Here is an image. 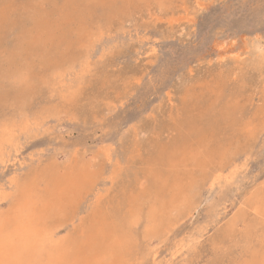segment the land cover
Masks as SVG:
<instances>
[{
    "label": "rangeland",
    "instance_id": "1",
    "mask_svg": "<svg viewBox=\"0 0 264 264\" xmlns=\"http://www.w3.org/2000/svg\"><path fill=\"white\" fill-rule=\"evenodd\" d=\"M0 16L1 72L31 74L0 98V234H50L32 264H264V0Z\"/></svg>",
    "mask_w": 264,
    "mask_h": 264
},
{
    "label": "bare ground",
    "instance_id": "2",
    "mask_svg": "<svg viewBox=\"0 0 264 264\" xmlns=\"http://www.w3.org/2000/svg\"><path fill=\"white\" fill-rule=\"evenodd\" d=\"M6 1V0H4ZM119 0H117L118 2ZM105 2V1H104ZM107 2V0H106ZM4 3V2H2ZM116 3V1H115ZM127 3V2H126ZM4 5V4H3ZM114 5V4H113ZM124 5V4H123ZM112 6V5H110ZM116 6V5H114ZM112 7L116 9V7ZM121 6V5H120ZM122 10V9H121ZM125 10V9H124ZM164 11V10H163ZM65 13V12H64ZM58 15V14H57ZM85 16V15H84ZM81 18V17H80ZM86 18V17H85ZM6 20V18L0 16V20ZM76 20V19H75ZM87 21V20H86ZM64 22V21H63ZM49 23V22H48ZM61 26V25H60ZM163 26V25H162ZM67 27V25H66ZM41 28V27H40ZM90 33V32H89ZM85 38V37H84ZM81 40V39H80ZM73 44V43H72ZM75 45V44H74ZM8 51V50H7ZM73 51V50H72ZM65 55V54H64ZM18 56V55H17ZM55 56V55H54ZM15 59V58H14ZM1 61V60H0ZM18 61V60H17ZM16 62V60H15ZM19 62V61H18ZM17 63V62H16ZM53 64V63H52ZM0 69V98L6 97L7 94L17 93L23 91L24 82L26 79L31 76V74H24L21 69L16 68L14 71L11 69L8 71L1 72ZM38 73V72H37ZM26 75V76H25ZM102 76V75H101ZM19 82V83H18ZM132 82V81H131ZM14 83V84H13ZM18 85V86H17ZM31 85V84H30ZM133 87V86H132ZM103 93V92H102ZM187 100V99H186ZM241 102V101H239ZM262 108V107H261ZM260 118V117H259ZM208 129V128H207ZM97 183V182H96ZM79 198V197H78ZM33 212V211H32ZM131 212V211H130ZM29 222V221H27ZM26 222V223H27ZM19 223V222H18ZM16 223V224H18ZM30 223V222H29ZM28 223V224H29ZM20 224V223H19ZM25 224V223H24ZM24 226L21 223V227L17 225L14 232L7 234H0V264H24L26 261L27 264H32L36 260L32 259L31 254L35 253L34 249L40 246L41 250L45 243H48L51 239V235L45 234L39 230L30 228L29 225ZM6 226V225H5ZM1 229V228H0ZM40 229V228H39ZM43 231V230H42ZM45 231V230H44ZM54 239V238H53ZM67 246V245H65ZM64 246V247H65ZM47 247V246H46ZM61 247V246H60ZM26 249L27 253H23L21 249ZM48 248V247H47ZM67 248V247H65ZM76 250V249H75ZM45 251V250H44ZM53 251V250H52ZM44 253V252H43ZM7 254V255H6ZM26 254V256L24 255ZM67 254V253H66ZM44 255V254H42ZM52 255V254H51ZM50 255V257H51ZM54 254V257L58 255ZM65 255V254H64ZM78 255V254H77ZM35 257V256H34ZM37 258V257H36ZM39 258V257H38ZM69 258V257H68ZM27 259V260H26ZM43 259V258H42ZM48 259V258H47ZM54 259V258H53ZM52 259V260H53ZM59 259V258H58ZM38 261V259H37ZM59 261V260H58ZM57 261V262H58ZM51 262V261H50ZM56 262V263H57ZM55 263V264H56ZM26 264V263H25ZM36 264V263H35ZM50 264V263H49Z\"/></svg>",
    "mask_w": 264,
    "mask_h": 264
}]
</instances>
